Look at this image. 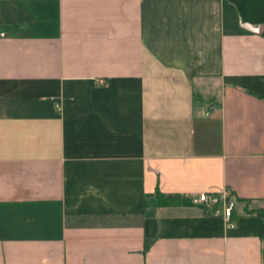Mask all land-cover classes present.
I'll return each mask as SVG.
<instances>
[{
    "label": "crops",
    "instance_id": "crops-1",
    "mask_svg": "<svg viewBox=\"0 0 264 264\" xmlns=\"http://www.w3.org/2000/svg\"><path fill=\"white\" fill-rule=\"evenodd\" d=\"M262 26L264 0H0V264H264Z\"/></svg>",
    "mask_w": 264,
    "mask_h": 264
},
{
    "label": "built area",
    "instance_id": "built-area-1",
    "mask_svg": "<svg viewBox=\"0 0 264 264\" xmlns=\"http://www.w3.org/2000/svg\"><path fill=\"white\" fill-rule=\"evenodd\" d=\"M196 203L204 204L207 208H212L218 203L222 206V216L226 221L228 227H233L235 225L234 221V210L236 208V200L229 196L218 197L216 195H210L208 193H201L197 199L194 200Z\"/></svg>",
    "mask_w": 264,
    "mask_h": 264
},
{
    "label": "trees",
    "instance_id": "trees-1",
    "mask_svg": "<svg viewBox=\"0 0 264 264\" xmlns=\"http://www.w3.org/2000/svg\"><path fill=\"white\" fill-rule=\"evenodd\" d=\"M239 201L246 202L245 212L250 215H256L264 221V208L262 207H250L251 201L245 198H238ZM157 204L161 206L170 205H183L190 206L193 204V200L190 197H186L179 194L166 195L160 191H157ZM235 218V213H234Z\"/></svg>",
    "mask_w": 264,
    "mask_h": 264
},
{
    "label": "water",
    "instance_id": "water-1",
    "mask_svg": "<svg viewBox=\"0 0 264 264\" xmlns=\"http://www.w3.org/2000/svg\"><path fill=\"white\" fill-rule=\"evenodd\" d=\"M251 31L255 32V33H263L264 32V26L262 27H257V28H250Z\"/></svg>",
    "mask_w": 264,
    "mask_h": 264
}]
</instances>
